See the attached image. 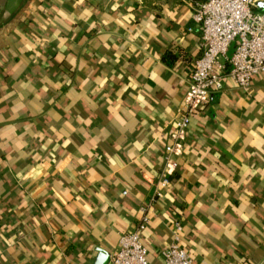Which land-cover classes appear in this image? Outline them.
<instances>
[{
	"label": "crops",
	"instance_id": "0c3cea01",
	"mask_svg": "<svg viewBox=\"0 0 264 264\" xmlns=\"http://www.w3.org/2000/svg\"><path fill=\"white\" fill-rule=\"evenodd\" d=\"M198 40L182 0H0V264H107L144 213L150 264L176 219L190 264H264V74L223 77L159 183Z\"/></svg>",
	"mask_w": 264,
	"mask_h": 264
},
{
	"label": "built area",
	"instance_id": "2783aa9c",
	"mask_svg": "<svg viewBox=\"0 0 264 264\" xmlns=\"http://www.w3.org/2000/svg\"><path fill=\"white\" fill-rule=\"evenodd\" d=\"M182 1L188 4L190 19L198 30L199 53L188 70L182 110L173 120L170 141L164 146L159 180L162 185L177 165L173 155L179 153L190 115L210 94L222 89L223 77L238 89L247 90L251 76L264 74V12L253 10L256 0ZM230 44L232 51L226 56ZM159 197L160 189L155 188L149 205ZM147 222L144 213L130 231L120 235L107 264H150L141 237ZM180 232V221L173 220L171 238L160 252L163 264H190L188 253L179 243Z\"/></svg>",
	"mask_w": 264,
	"mask_h": 264
},
{
	"label": "trees",
	"instance_id": "16d2710c",
	"mask_svg": "<svg viewBox=\"0 0 264 264\" xmlns=\"http://www.w3.org/2000/svg\"><path fill=\"white\" fill-rule=\"evenodd\" d=\"M7 23H9V22L5 21V22L3 23L4 26H6L8 29H11L12 26H13V23L6 25ZM165 57H166V55H163V56H162L163 59H164Z\"/></svg>",
	"mask_w": 264,
	"mask_h": 264
}]
</instances>
